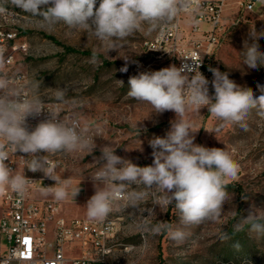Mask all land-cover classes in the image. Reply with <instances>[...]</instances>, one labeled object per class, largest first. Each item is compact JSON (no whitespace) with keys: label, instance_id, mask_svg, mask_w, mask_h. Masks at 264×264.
Instances as JSON below:
<instances>
[{"label":"clouds","instance_id":"clouds-1","mask_svg":"<svg viewBox=\"0 0 264 264\" xmlns=\"http://www.w3.org/2000/svg\"><path fill=\"white\" fill-rule=\"evenodd\" d=\"M195 3L196 0H11V4L23 12L42 18L47 26L63 24L90 33L104 45L108 54L118 52L121 41L142 30L145 24L148 32L156 31L172 23L181 13L194 11ZM262 36L264 32L257 33L255 28L249 30L252 43L245 41L243 51V64L248 68L264 66V52L259 51L257 42ZM96 58L93 53V61ZM123 59L125 66L120 71L126 73L129 58ZM200 63L201 60L193 61L196 67L186 63L179 68L171 65L129 78V97L151 105L155 115L172 111L176 118L163 137L153 136L148 141L152 149L151 165L140 167L116 155V148L111 145L100 149L102 154L96 160L100 166L90 174L95 193L85 205L89 221H104L117 205L140 209L150 193L161 194L154 202L159 207L174 204L181 222L186 225L216 221L220 217L228 199L227 185L236 179L238 164L224 148H208L194 142L199 129L189 114L207 108L217 120L232 123L242 122L252 110L264 117V88L257 97L250 88L229 79L228 73L210 68L214 89V94L210 95V82L199 71ZM3 68L0 59V192L11 188L23 196L33 182L25 176L26 167L55 181L53 186L44 187L42 194H50L57 201H65L69 195L75 198L80 187H71L69 178L62 179L57 171L61 165L53 163L49 157L74 152L92 154L97 147L94 137L100 136L99 132L91 134L75 116L64 118L59 105L67 102L65 88L55 90L57 107H45L38 84L16 83ZM45 112L46 119L40 120L34 128L29 125V118L35 119ZM17 152L27 157L21 156L22 171L13 170L5 163ZM148 211L149 216L155 215L152 209ZM163 229L168 230L169 238L174 241L181 242L185 238L183 231L173 230L163 222L153 226L152 232L159 233ZM244 230L257 239L264 237V214L252 209L234 227L237 232ZM229 239L227 234L220 235L221 242ZM233 247L240 250L238 243Z\"/></svg>","mask_w":264,"mask_h":264},{"label":"rangeland","instance_id":"rangeland-1","mask_svg":"<svg viewBox=\"0 0 264 264\" xmlns=\"http://www.w3.org/2000/svg\"><path fill=\"white\" fill-rule=\"evenodd\" d=\"M1 2L19 13V26L30 47V55L20 68L28 72L31 83L39 85L40 96L44 101H55V90L65 88L68 112L79 118L91 134L99 132L100 136L94 137L97 147L92 154L74 152L49 157L61 163V178H69L71 187L81 189L75 198L72 197L70 205L65 203L66 209L71 208L87 219L85 205L95 193L90 174L100 166L96 164L102 154L100 149L111 145L116 148V155L140 167L151 165L153 157L148 141L153 136L163 137L176 118L172 111L155 115L151 105L127 95L129 78L138 75L135 65L142 64L146 71H158L176 66V60L145 52V41L154 38L160 28L148 32L145 24L142 30L121 41L118 52L108 54L104 45L88 32L63 24L47 26L42 18L23 12L12 5L11 0ZM228 4L232 6L224 10L228 27L215 50L219 71L228 73L229 79L243 88H250L258 97L264 88V66L248 68L243 64V51L245 41L252 43L249 30L255 28L257 33L264 32V15L245 13V20L232 24L238 3L228 0ZM182 21V35H191L192 15L185 14ZM257 42L259 51L264 52V36ZM66 48L73 51L67 52ZM93 53L97 56L95 61ZM123 58H129L126 73L120 71L125 66ZM189 116L199 129L195 133L196 144L224 148L238 164L237 177L229 182L238 190L227 188L228 199L216 221L199 224L182 223L174 204L167 207L154 204L160 199V193H150L140 209L117 205L106 218L115 221L118 230L109 242L113 246L111 264H264V237L257 239L247 230L234 231L235 225L252 209L264 214V117L252 110L240 123L224 122L214 118L207 108ZM24 171L28 176L44 175L27 168ZM37 197L53 198L42 191L37 192ZM148 209L155 215L149 216ZM161 222L173 230L183 231V241L170 239L167 229L153 233L152 227ZM222 233L230 237L227 242H221ZM236 243L240 245L239 251L233 247ZM125 247L130 251H124ZM78 254L75 250L68 256Z\"/></svg>","mask_w":264,"mask_h":264},{"label":"built area","instance_id":"built-area-1","mask_svg":"<svg viewBox=\"0 0 264 264\" xmlns=\"http://www.w3.org/2000/svg\"><path fill=\"white\" fill-rule=\"evenodd\" d=\"M237 3L238 11L232 24L245 20V13L259 12L264 15V0H237ZM227 5L228 0H196L194 11L181 13L172 23L161 26L154 38L145 41V52L160 57L169 56L176 60L178 68L185 63L196 67L193 61L201 60L199 71L209 80V94L213 95V74L209 69L219 70L215 50L228 27L224 16ZM0 8H3L0 11L3 72L13 77L16 83H29L28 72L20 68L30 55V47L19 26V13L1 0ZM185 14L192 15L191 35L187 36L182 35ZM134 71L139 74L146 69L142 64H136ZM44 102L45 107H57L55 101ZM59 107L65 119L73 117L65 104ZM46 118L45 112L35 119L29 118L28 123L34 128ZM21 156L27 158L26 154L12 153L5 163L13 170L22 171L24 162ZM50 161L61 165L59 161ZM60 169H57L59 173ZM24 173L33 182L23 196L11 188L0 192V264H111L113 246L109 242L113 240V234H117L116 222L110 219L95 222L80 217L66 218L61 201L54 197L36 196L44 187L53 186L55 181L44 175L34 177ZM75 250L78 255L68 256ZM128 250L130 248H124V251Z\"/></svg>","mask_w":264,"mask_h":264},{"label":"crops","instance_id":"crops-1","mask_svg":"<svg viewBox=\"0 0 264 264\" xmlns=\"http://www.w3.org/2000/svg\"><path fill=\"white\" fill-rule=\"evenodd\" d=\"M229 8L230 7H232L230 4H228L227 5ZM227 7V8H228ZM224 16L226 17V13L224 14ZM69 192H71V187H70V189H69ZM36 196H37V194H36ZM72 202V196L71 195H69V197L65 200V201H61V205H62V208H63V215L66 217V218H84V217H82V216H79V215H81V213H78V212H76L75 210H73V209H66L67 207H66V205H65V203L67 204H69V203H71ZM67 204V205H68ZM70 205V204H69ZM127 248H129V247H127ZM128 251H130V250H128ZM128 251H126V252H128Z\"/></svg>","mask_w":264,"mask_h":264},{"label":"trees","instance_id":"trees-1","mask_svg":"<svg viewBox=\"0 0 264 264\" xmlns=\"http://www.w3.org/2000/svg\"><path fill=\"white\" fill-rule=\"evenodd\" d=\"M66 51H67V52H70V51H73V50H72L71 48H66ZM227 188H231V189L238 190V188L235 186L234 183H229V184L227 185Z\"/></svg>","mask_w":264,"mask_h":264},{"label":"bare ground","instance_id":"bare-ground-1","mask_svg":"<svg viewBox=\"0 0 264 264\" xmlns=\"http://www.w3.org/2000/svg\"><path fill=\"white\" fill-rule=\"evenodd\" d=\"M115 236H116V234H113V239H114Z\"/></svg>","mask_w":264,"mask_h":264}]
</instances>
